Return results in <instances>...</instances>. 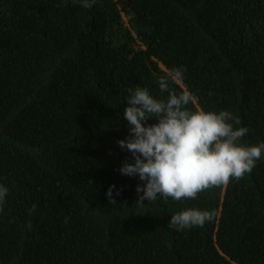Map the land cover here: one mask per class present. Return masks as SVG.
<instances>
[{
  "label": "trees",
  "instance_id": "obj_1",
  "mask_svg": "<svg viewBox=\"0 0 264 264\" xmlns=\"http://www.w3.org/2000/svg\"><path fill=\"white\" fill-rule=\"evenodd\" d=\"M176 68L189 110L231 112L241 144L264 143V0H0V264H264V152L180 201L137 205L143 182L119 171L127 89L166 98ZM189 208L214 219L168 227Z\"/></svg>",
  "mask_w": 264,
  "mask_h": 264
},
{
  "label": "clouds",
  "instance_id": "obj_2",
  "mask_svg": "<svg viewBox=\"0 0 264 264\" xmlns=\"http://www.w3.org/2000/svg\"><path fill=\"white\" fill-rule=\"evenodd\" d=\"M85 8H91L96 0H79ZM183 70L173 69L161 76L158 85L166 98L153 97L148 89L129 88L127 107L123 118L128 122L129 135L117 143L131 153L133 163L125 161L121 174L138 176L137 205L144 201H156L157 197L175 201L195 199L200 192L227 185L231 179L239 180L250 173L264 152V143L257 146L241 144L247 135V127H234L239 118L221 110L191 111L188 105L193 95L184 90L177 93L170 89L169 81H182ZM149 120L156 123L148 124ZM110 186L107 197L112 198ZM9 189L0 184V212L6 202ZM119 195V191H117ZM35 211V205L29 215ZM215 213L189 208L171 216L168 227L177 231L203 227L214 219ZM31 228V223H28Z\"/></svg>",
  "mask_w": 264,
  "mask_h": 264
},
{
  "label": "bare ground",
  "instance_id": "obj_3",
  "mask_svg": "<svg viewBox=\"0 0 264 264\" xmlns=\"http://www.w3.org/2000/svg\"><path fill=\"white\" fill-rule=\"evenodd\" d=\"M2 119V118H1ZM60 125V124H59ZM110 184H112V183H110ZM108 187V186H107ZM256 218V217H255Z\"/></svg>",
  "mask_w": 264,
  "mask_h": 264
}]
</instances>
